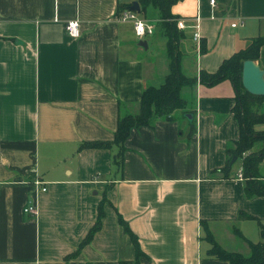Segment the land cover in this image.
<instances>
[{
  "label": "crops",
  "instance_id": "0c3cea01",
  "mask_svg": "<svg viewBox=\"0 0 264 264\" xmlns=\"http://www.w3.org/2000/svg\"><path fill=\"white\" fill-rule=\"evenodd\" d=\"M132 1L0 0V264H134L135 247L118 214L138 238L139 264H228L206 255V230L224 249L243 254L248 244L235 231L260 239L264 195L245 193L242 166L221 170L239 135L229 79L182 86L194 132L179 109L152 127L132 128L121 168L115 145L81 147L111 140L118 116L136 113L142 90L160 86L168 72L161 28L164 44L144 40V47L133 23L118 19ZM174 6L185 34L180 68L189 77L215 71L264 34V0ZM71 19L79 21L77 37L64 29ZM254 61L264 68V44ZM261 147L255 141L251 151ZM259 175L264 180V160ZM27 204L35 211L23 212ZM100 205L101 225L79 247Z\"/></svg>",
  "mask_w": 264,
  "mask_h": 264
},
{
  "label": "trees",
  "instance_id": "16d2710c",
  "mask_svg": "<svg viewBox=\"0 0 264 264\" xmlns=\"http://www.w3.org/2000/svg\"><path fill=\"white\" fill-rule=\"evenodd\" d=\"M177 0H138L141 10L145 5L152 4L159 10L161 32L166 38L165 50L169 58L168 72L164 77V82L160 86H146L139 99V109L136 113L120 114L117 119L116 127L111 140H90L84 141L81 147L91 148H110L116 146L118 148L114 162L118 168H121L122 154L124 150V140L128 136L130 130L139 126H153L158 118L168 119L174 110H181L183 115L191 113L185 109V100L181 97L179 91L184 85H189L196 80L202 84L211 86L229 79L235 87V103L232 107V113L237 120L239 135L234 141V147L228 148L226 153L228 158L225 165L221 168L223 173L227 175L231 168L229 161L233 155L242 158V177L244 178V191L248 196L264 195V180L260 179L259 165L264 160V112L259 110V106L264 103V95H256L247 92L241 83L242 62L245 59L256 60L259 55V49L264 44V34L252 38L251 42L243 49L237 50L227 58H224L218 68L213 72L201 70L198 76L189 77L181 71L180 43L185 38L184 30L178 27L179 16L171 11L172 6ZM126 5V4H125ZM126 7V6H125ZM124 5L119 4V10ZM200 51H205V43H200ZM190 120V134L194 132L192 118ZM261 141L262 147L257 151H251L253 143ZM103 215L102 207L99 206L96 220L89 228L88 232L79 244L87 243L93 233L99 229L101 225V217ZM240 218H251L249 214L243 211L238 212ZM118 221L122 224L125 232L130 236L135 247L134 264H139V256L143 254L139 247L136 234L129 228L128 224L118 214ZM260 239L251 241L246 239L239 231L235 234L244 239L249 247V252L243 254L238 251L226 250L221 247L206 230L205 238L209 242L206 255L214 259L227 261L228 264H264V223L258 221ZM204 228L206 225L204 224ZM78 247V249H79ZM78 249L74 252L76 253ZM72 253V254H74Z\"/></svg>",
  "mask_w": 264,
  "mask_h": 264
},
{
  "label": "water",
  "instance_id": "95a60500",
  "mask_svg": "<svg viewBox=\"0 0 264 264\" xmlns=\"http://www.w3.org/2000/svg\"><path fill=\"white\" fill-rule=\"evenodd\" d=\"M128 8L129 10L137 12L140 10L137 1H132ZM139 43L140 45L146 47V42L144 40H141ZM241 83L247 92L256 95H264V68L260 67V65L252 59L243 60L241 69ZM185 116L188 119H191L190 113H187ZM235 159L236 156L233 155L229 161V164H232Z\"/></svg>",
  "mask_w": 264,
  "mask_h": 264
},
{
  "label": "rangeland",
  "instance_id": "374dc122",
  "mask_svg": "<svg viewBox=\"0 0 264 264\" xmlns=\"http://www.w3.org/2000/svg\"><path fill=\"white\" fill-rule=\"evenodd\" d=\"M158 14H159L158 10L155 7H153L152 4L145 5V11L144 12H140V13L135 12V15L137 17L144 20V22L149 27H151V30L153 32L152 34H150V35L146 34L142 38H139L141 40H146V42L149 46L154 44L155 47H159V46H162L165 42V40L162 37L161 32H160V24L157 21ZM126 22L132 24L131 19H127ZM139 39H136V40L138 41ZM154 46H151V47H154ZM260 144H261L260 142H257L256 147L259 146ZM241 166H242L241 159L237 158L232 164V169L237 170V169H240Z\"/></svg>",
  "mask_w": 264,
  "mask_h": 264
},
{
  "label": "built area",
  "instance_id": "2783aa9c",
  "mask_svg": "<svg viewBox=\"0 0 264 264\" xmlns=\"http://www.w3.org/2000/svg\"><path fill=\"white\" fill-rule=\"evenodd\" d=\"M209 3L214 6L215 5V0H209ZM118 19L120 20H127V19H131L132 23H133V28H134V23L136 21H140L143 23L144 26V34H150L152 32V30L149 31V29H151V27H149L144 20H142L141 18L137 17L135 15V11L133 10H123L121 11ZM178 22H182L181 19L178 20ZM235 25L234 23L232 24V26ZM181 28V27H180ZM64 29L66 31V33L72 37H77L80 35V28H79V21L77 19H71L65 22L64 24ZM184 29V27L182 28ZM192 38L194 41L199 42L200 40V36L198 34V32H194L192 35ZM239 177H242L241 172H238ZM44 189V188H42ZM35 211V207L32 204H27L24 208H23V212L25 213H32Z\"/></svg>",
  "mask_w": 264,
  "mask_h": 264
},
{
  "label": "clouds",
  "instance_id": "9594fccd",
  "mask_svg": "<svg viewBox=\"0 0 264 264\" xmlns=\"http://www.w3.org/2000/svg\"><path fill=\"white\" fill-rule=\"evenodd\" d=\"M180 9H179V7H177V6H174L173 8H172V12L173 13H175V12H177V11H179ZM178 27H181V28H183L184 27V24L182 23V22H178ZM133 30H134V34L137 36V37H143V34H144V26H143V23L142 22H140V21H136L135 23H134V28H133ZM151 29H149V31H150Z\"/></svg>",
  "mask_w": 264,
  "mask_h": 264
}]
</instances>
